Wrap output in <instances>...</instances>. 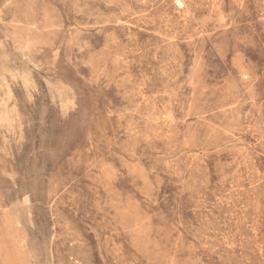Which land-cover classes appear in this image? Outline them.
I'll use <instances>...</instances> for the list:
<instances>
[{"label": "rangeland", "instance_id": "1", "mask_svg": "<svg viewBox=\"0 0 264 264\" xmlns=\"http://www.w3.org/2000/svg\"><path fill=\"white\" fill-rule=\"evenodd\" d=\"M0 264H264V0H0Z\"/></svg>", "mask_w": 264, "mask_h": 264}]
</instances>
